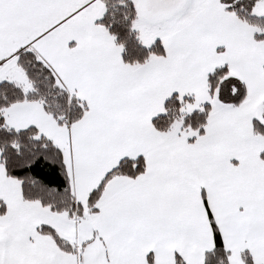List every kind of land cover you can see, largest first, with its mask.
I'll return each instance as SVG.
<instances>
[{"label": "snow or ice", "instance_id": "obj_1", "mask_svg": "<svg viewBox=\"0 0 264 264\" xmlns=\"http://www.w3.org/2000/svg\"><path fill=\"white\" fill-rule=\"evenodd\" d=\"M0 264H264V0H0Z\"/></svg>", "mask_w": 264, "mask_h": 264}]
</instances>
